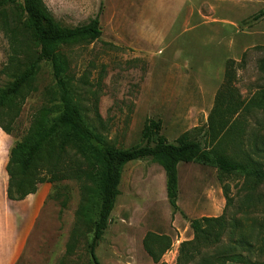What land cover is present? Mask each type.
<instances>
[{
	"label": "rangeland",
	"instance_id": "374dc122",
	"mask_svg": "<svg viewBox=\"0 0 264 264\" xmlns=\"http://www.w3.org/2000/svg\"><path fill=\"white\" fill-rule=\"evenodd\" d=\"M42 1L63 27L83 26L98 17L99 39L63 44L58 51L68 64L67 76L86 120L116 147L138 143L148 118L161 121V133L168 141L194 128L201 136L228 60L236 62L231 79L241 99L249 100L264 86V19L253 20L264 9V0ZM20 4L18 0L6 7L3 15L23 27ZM18 33L23 34V53L11 66L9 41L0 28V88L37 52L31 33ZM60 109L51 67L42 63L22 97L0 110V123L9 127L13 143L21 142L47 127ZM245 116L239 119L244 121V134L236 131L244 149L256 141L255 136H264V113L255 110ZM59 139L55 136L35 160L36 173L51 184V192L18 264H89L88 235L79 238L74 254L65 250L82 188L94 186L84 175L92 170L91 160L83 149L67 146L61 152ZM224 180L235 199L230 212L239 183L233 176ZM258 193L264 200V185ZM177 204L179 211L173 214L158 164L147 159L127 163L108 228L96 249L100 264H175L179 244L192 238L190 221L220 216L224 210L216 169L180 163ZM147 233L170 241L159 263L144 250ZM251 258L261 260L263 255Z\"/></svg>",
	"mask_w": 264,
	"mask_h": 264
},
{
	"label": "trees",
	"instance_id": "16d2710c",
	"mask_svg": "<svg viewBox=\"0 0 264 264\" xmlns=\"http://www.w3.org/2000/svg\"><path fill=\"white\" fill-rule=\"evenodd\" d=\"M17 1L0 0V28L8 38L11 51L8 63L14 66L15 60H20L19 53H23L20 45L23 34L18 32L31 33L37 52L5 87L0 88V110L22 97L42 63H49L51 67L61 109L47 127L35 131L24 141L13 143L6 165L8 199L21 201L34 194L40 183L46 182L36 173L34 164L55 136L60 137L58 147L61 152L67 146L77 151L83 149L91 160L89 164L92 169L84 175L94 186L89 190L82 188L76 223L65 253L74 254L79 238L88 235L86 251L89 264H100L96 249L108 228L119 195L122 171L127 163L147 159L163 169L166 198L173 214L179 211L178 165L196 163L213 167L225 199L224 210L220 216H203L190 221L192 238L179 244L175 264H264V200L258 193V189L264 185V136H255L256 141L244 149L237 140L242 136L236 135L238 130L242 135L245 131L241 125L244 121L239 120L242 114L248 116L255 110L264 113V86L249 100L241 99L231 79L236 62L228 60L224 81L201 136L200 129L194 128L183 132L174 141H168L161 133V121L148 118L138 143L116 147L86 120L67 76L68 64L58 51L63 44L99 39L101 28L98 17L83 26L67 28L56 21L42 0H21L20 8L25 18L22 27L3 15L5 8L14 6ZM261 19H264V9L253 16L254 21ZM244 56L245 53L242 59ZM262 63L263 59V70ZM0 128L11 136L5 123L4 126L0 123ZM13 175L16 176L15 184L12 183ZM229 176L239 183L235 194L236 205L230 212L228 208L235 199L224 180ZM224 237L226 243L222 244ZM169 246L170 241L166 236L147 233L143 240L144 250L154 263L160 262ZM258 254L263 255L261 260L251 258Z\"/></svg>",
	"mask_w": 264,
	"mask_h": 264
},
{
	"label": "crops",
	"instance_id": "0c3cea01",
	"mask_svg": "<svg viewBox=\"0 0 264 264\" xmlns=\"http://www.w3.org/2000/svg\"><path fill=\"white\" fill-rule=\"evenodd\" d=\"M12 146V137L0 128V264L20 263L51 192V184L44 182L21 201L8 199L6 165ZM174 217L180 219L179 213Z\"/></svg>",
	"mask_w": 264,
	"mask_h": 264
}]
</instances>
